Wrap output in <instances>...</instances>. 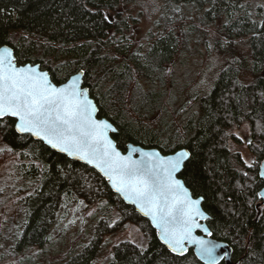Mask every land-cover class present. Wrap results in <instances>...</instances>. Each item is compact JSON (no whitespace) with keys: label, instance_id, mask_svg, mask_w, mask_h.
<instances>
[{"label":"trees","instance_id":"obj_1","mask_svg":"<svg viewBox=\"0 0 264 264\" xmlns=\"http://www.w3.org/2000/svg\"><path fill=\"white\" fill-rule=\"evenodd\" d=\"M134 1L0 0V46H11L17 63H38L55 83L82 70V85L97 103V115L115 125L111 135L122 150L128 142L154 146L162 153L185 147L189 156L178 175L194 196L203 197L212 236L232 247L235 264H264V201L259 196L263 185L259 165L264 159V20L251 17L250 0H159L160 17L155 22L163 32L143 47L133 40L131 22L137 18L129 7ZM182 4L200 10L198 23L182 33L196 31L199 41L205 36L204 41L225 53L209 87L190 91L193 82L188 81L183 90L187 94L178 101L171 98L177 69L174 55L188 37L174 32L172 24ZM148 36H153L152 28ZM244 124L250 133L246 141L253 155L250 164L229 146L231 141L242 142L236 129ZM0 146L10 163L0 174L13 180L7 188L0 176V249L7 239L4 206L14 201L17 215L23 209V218L11 250L36 247L31 259L45 264L52 257V264L63 238L52 236L49 227L65 196L66 203L79 204L84 220L92 225L82 249L71 251L59 264H91L105 238L126 222L141 229L146 246L127 239L115 242L104 264H203L191 248L182 255L170 252L149 221L114 193L94 168L30 134L16 132L12 117L0 118ZM28 181L34 186H24Z\"/></svg>","mask_w":264,"mask_h":264},{"label":"snow or ice","instance_id":"obj_2","mask_svg":"<svg viewBox=\"0 0 264 264\" xmlns=\"http://www.w3.org/2000/svg\"><path fill=\"white\" fill-rule=\"evenodd\" d=\"M96 110L75 77L57 87L46 72L17 67L12 50L0 48V118L16 117L17 132L42 136L53 148L94 163L118 193L162 229V239L173 252H183L188 241L197 245L207 264H216L219 245L192 236L193 229L200 227L195 217L204 215L199 200H193L174 178L189 153L181 151L159 161L152 153H143L150 159L139 161L131 153L122 156L107 136L111 126L94 118Z\"/></svg>","mask_w":264,"mask_h":264},{"label":"rangeland","instance_id":"obj_3","mask_svg":"<svg viewBox=\"0 0 264 264\" xmlns=\"http://www.w3.org/2000/svg\"><path fill=\"white\" fill-rule=\"evenodd\" d=\"M252 9L250 10L251 17L258 18L259 20H264V0H250ZM160 5L159 0H135L129 7V12L136 16V21L131 22L135 32L133 40L138 42L137 44H142V46H147L148 43L155 38L160 36L163 32L162 26L158 25L155 20L160 17L156 8ZM190 4H182V10H179L175 22L172 24L173 31L179 32V36L184 34L188 37L187 44H184L183 40L179 43L178 50L176 51L174 57L177 62L176 75L174 79V84L172 86L171 93L172 97H177L178 101L183 94L186 82H193L190 87V91L200 92V88L208 86L210 81L214 76V71L222 64L225 50L218 48L217 46L212 47L209 40L206 42L205 36H202L199 41L196 31H191L192 33L183 32L182 30L186 27L191 26V24L198 23V17L200 10L196 11L191 8ZM147 14V16H146ZM179 15V16H178ZM109 18H112L111 13H107ZM205 27V26H204ZM153 30V36H148L150 30ZM206 29H212L211 26H206ZM223 41H226L225 37H222ZM198 75V76H197ZM169 77V74L167 75ZM195 80V82L193 81ZM206 85V86H205ZM209 87V86H208ZM175 100V104L178 103ZM236 132L242 138V142L229 143L232 150H237L242 154L244 161L250 164L253 159L252 153L246 147V141L250 137V133L246 125H242L240 128L236 129ZM5 151L4 147L0 146V170L10 168V163L6 162L4 159ZM1 185L12 184L13 180L10 177L1 175ZM28 181L24 186L31 185ZM8 183V184H7ZM32 181V185L34 186ZM8 188V186H7ZM18 205L14 201H10L6 206H4L3 219L7 222L6 228V245L0 249V264H40L35 259L32 260L34 251L37 250L36 247H32L27 251H20L18 253L13 252L10 246L12 240L18 237L20 233V225L22 223L23 215L21 213L22 208H20V214L17 215ZM85 215L79 208V204H72L71 202H65V196H62L59 202V206L55 211L53 220L49 227V233L52 236L58 237L61 235L63 240L62 249L55 255L56 259L52 264H59L61 260L70 256L71 251L78 252L82 249V244L89 238V231L92 225V221L84 220ZM105 242L99 249L96 258L92 260L91 264H104L105 260L109 257V249L111 245L120 240H130L135 242L140 247L146 246V237L141 231V229L130 222H126L121 229H117L112 235L105 238ZM53 256V255H52ZM52 257L46 259L49 260Z\"/></svg>","mask_w":264,"mask_h":264},{"label":"water","instance_id":"obj_4","mask_svg":"<svg viewBox=\"0 0 264 264\" xmlns=\"http://www.w3.org/2000/svg\"><path fill=\"white\" fill-rule=\"evenodd\" d=\"M4 47H7V48H10L12 50V53H13V56H14V52H13V49L11 46L7 45V44H4V45H1L0 48H4ZM15 57V56H14ZM15 63L17 65V67H34L36 68L38 71H42V72H46L48 74V79L51 81L52 84L56 85L57 87L63 85V84H66L69 82V80H71L73 77H75L77 79V83L79 84V87L81 89H86L87 90V96H88V99L91 100V102L96 106V112L94 114V118L96 120H103V121H106L111 127L108 129L107 131V136L108 138L113 142V144L115 145V148L116 150L122 155V156H128L129 153H131V158L133 160H136V161H139L141 160L142 158L144 160H148L150 159V157H144L143 156V153H152V154H158L156 156V159L157 161H159V159L161 158H164V157H174L176 155V153L178 152H181V151H186L188 152V150L185 148V147H180L178 149H176L175 151H172V152H168V153H162L157 147H154V146H151V147H145V146H142L140 144H134V143H131V142H128L127 143V146H126V149L125 150H122L121 148H119L116 144V141L114 140V138L112 137L111 133L115 132L116 131V127L115 125L109 120L107 119L106 117L104 116H98L97 113H98V106H97V103L95 102V100L90 96L89 94V91L87 89V87L83 86L82 85V77H83V71L82 70H78L74 73H72L66 80H64L63 82L61 83H55L47 70L45 69H41L39 64L38 63H31V62H25V63H17L16 60H15ZM5 117H11V116H5ZM4 118V117H3ZM14 118V128H15V124L18 123V120L16 117H12ZM16 130V129H15ZM17 132V131H16ZM19 133V132H18ZM20 134H30L34 139H37V140H40L42 141L45 145H47L48 147H50L51 149L57 151V152H60L64 155H66L67 157L71 158V159H74V160H78L82 163H85L87 164L88 166L94 168L103 178H105L107 180V183L109 185V187L111 188V190L118 194V196L126 203V204H129V205H132L134 207V209L144 218H146L149 223L151 224V226L156 230V234H157V238L158 240L170 251L172 252L173 254H177V255H182L184 253L187 252V250L189 248L192 249L194 255L196 256V258L202 262L203 264H207V260L206 258L202 257L199 253V250H198V247L197 245H195L194 243H189L188 241H185V250L183 252H173L167 244L164 243V240L162 239V229L161 228H158L152 221V218L150 216H146L144 215V213L140 210V208L134 204L131 200L129 199H125V197L121 194V193H118L116 191V189L113 187V184L112 182L108 179V177L104 174V172H102L99 168H97L95 166L94 163L90 164L88 163L86 160H83V159H80L79 155H72V156H69L66 152H62L60 151L58 148H53L45 139L42 138V136H35V135H32L31 133H20ZM189 153V152H188ZM189 156V155H188ZM188 158V157H187ZM185 158L184 161L187 159ZM184 161L180 167V169L178 171H176L174 173V178L181 181V183L183 184L184 188H186L188 190V193L190 195V197L193 199V200H199V209L200 211L204 214L203 216H197L195 217V220H196V223L200 225L199 228H194L193 231H192V236L194 237H202L204 239H207V240H212L214 243L218 244L219 247L216 249V264L219 263L220 261H223L224 264H235V262H233L232 258H231V253H232V247L224 240H221V239H217L215 237H213L212 235L209 236L205 231L204 229H207L209 232H211L210 228L208 227L207 225V218L209 217V214L203 209L202 207V199L203 197L201 195H198V196H194L191 192V190L186 186V184L184 183L183 179L178 175L181 168L183 167V164H184ZM259 176L263 179V185L262 187L260 188L259 190V196L261 197L262 201H264V159L261 161L260 165H259ZM260 202V203H261ZM257 204V207L260 205Z\"/></svg>","mask_w":264,"mask_h":264}]
</instances>
